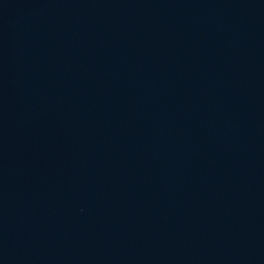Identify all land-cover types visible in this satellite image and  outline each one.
I'll return each mask as SVG.
<instances>
[{"label": "water", "instance_id": "95a60500", "mask_svg": "<svg viewBox=\"0 0 264 264\" xmlns=\"http://www.w3.org/2000/svg\"><path fill=\"white\" fill-rule=\"evenodd\" d=\"M0 264H264V0H0Z\"/></svg>", "mask_w": 264, "mask_h": 264}]
</instances>
